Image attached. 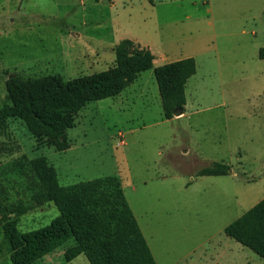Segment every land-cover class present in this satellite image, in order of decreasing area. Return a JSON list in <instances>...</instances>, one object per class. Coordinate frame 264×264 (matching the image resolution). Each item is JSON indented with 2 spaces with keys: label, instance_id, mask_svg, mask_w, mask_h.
<instances>
[{
  "label": "rangeland",
  "instance_id": "374dc122",
  "mask_svg": "<svg viewBox=\"0 0 264 264\" xmlns=\"http://www.w3.org/2000/svg\"><path fill=\"white\" fill-rule=\"evenodd\" d=\"M206 1L0 0V108L16 79L66 81L110 69L123 38L145 43L158 61L164 54L196 62L183 118H164L153 69L138 74L118 112L112 97L81 108L66 150L9 118L0 134V206H31L20 232L59 214L52 201L32 205L28 160L44 156L61 185L118 176L157 264H264L224 233L264 197V0H225L213 18ZM216 161L229 165L227 175H197ZM74 244L32 264H89L83 254L67 257ZM0 264L12 262L0 253Z\"/></svg>",
  "mask_w": 264,
  "mask_h": 264
},
{
  "label": "trees",
  "instance_id": "16d2710c",
  "mask_svg": "<svg viewBox=\"0 0 264 264\" xmlns=\"http://www.w3.org/2000/svg\"><path fill=\"white\" fill-rule=\"evenodd\" d=\"M113 52V66L91 76L66 81L57 75L16 79L8 87L10 104L0 108V134L7 132L9 118H18L33 137H45L56 150H66L70 147L66 131L74 126L81 108L118 95L149 69H153L164 118L184 110L185 85L196 72L194 57L155 67L150 49L129 38L115 44ZM259 57L264 58V47ZM28 165L32 205L52 201L59 214L48 224L22 233L17 224L31 206L21 200L4 209L0 206V253L8 255L12 264H32L69 239L75 244L66 250L67 257L83 254L89 264H157L118 176L61 185L44 156L29 159ZM228 170V164L216 161L197 174L226 175ZM224 233L264 259V197L227 224Z\"/></svg>",
  "mask_w": 264,
  "mask_h": 264
},
{
  "label": "crops",
  "instance_id": "0c3cea01",
  "mask_svg": "<svg viewBox=\"0 0 264 264\" xmlns=\"http://www.w3.org/2000/svg\"><path fill=\"white\" fill-rule=\"evenodd\" d=\"M207 3V6L205 8L207 14L213 18L215 17L216 14H220L219 11H216V8H223L227 5V2H225V0H207L206 1ZM130 39V38H129ZM134 41V40H133ZM136 43H139L141 45V47H145V48H149L150 47L148 45H146L145 43H141L140 41H138L137 39H135ZM150 51L153 53V55H155V53L150 49ZM259 55V54H258ZM188 57V56H187ZM182 58V57H181ZM179 58V59H181ZM184 58V57H183ZM171 59H169L166 55H162V60L161 61H158L155 57L153 59V64L154 66H159V65H162L166 62H169ZM177 60V59H175ZM173 61V60H172ZM196 73V72H195ZM195 74H193L186 82V85H185V90H186V87L189 83V81L194 77ZM133 85V83H131L128 87H126L125 89H123L118 95L116 96H113L112 99L115 100V103H114V100L113 102L111 103V105H109L110 107H115V110L118 112L119 110L123 109V107H126L127 105V97L124 95L125 91L131 86ZM158 87V86H157ZM159 92V91H158ZM160 97V96H159ZM108 98V97H107ZM185 98H186V102H185V105H184V110L178 114V115H173L171 118H168V119H173V118H183V117H186V116H189V112H187V107H188V100H187V97L185 95ZM104 99V98H103ZM99 100H102V99H99ZM98 101V100H96ZM161 103V102H160ZM166 119V118H165ZM186 131L189 132L190 131V127H187L186 128ZM192 133V132H191ZM185 151H187V149H185ZM198 175V174H197ZM227 175V174H226ZM198 176H219V175H198ZM122 185V183H121ZM123 188V187H122ZM124 191V189H123ZM125 194V192H124ZM126 197V196H125ZM128 202V201H127ZM129 204V203H128ZM130 206V205H129ZM253 206V205H252ZM133 212V211H132ZM134 214V213H133ZM135 216V215H134ZM136 218V217H135ZM137 220V219H136ZM140 227V226H139ZM150 248V247H149Z\"/></svg>",
  "mask_w": 264,
  "mask_h": 264
},
{
  "label": "water",
  "instance_id": "95a60500",
  "mask_svg": "<svg viewBox=\"0 0 264 264\" xmlns=\"http://www.w3.org/2000/svg\"><path fill=\"white\" fill-rule=\"evenodd\" d=\"M181 112H182V111L180 110V111L176 112L175 115H178V114H180Z\"/></svg>",
  "mask_w": 264,
  "mask_h": 264
}]
</instances>
